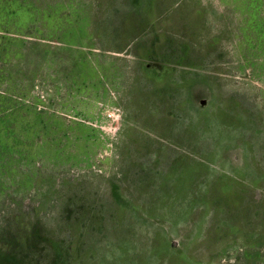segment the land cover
<instances>
[{
    "label": "rangeland",
    "instance_id": "obj_1",
    "mask_svg": "<svg viewBox=\"0 0 264 264\" xmlns=\"http://www.w3.org/2000/svg\"><path fill=\"white\" fill-rule=\"evenodd\" d=\"M0 264H264V0H0Z\"/></svg>",
    "mask_w": 264,
    "mask_h": 264
},
{
    "label": "flooded vegetation",
    "instance_id": "obj_2",
    "mask_svg": "<svg viewBox=\"0 0 264 264\" xmlns=\"http://www.w3.org/2000/svg\"><path fill=\"white\" fill-rule=\"evenodd\" d=\"M112 36H114V35H112ZM114 39V38H113ZM135 38H133V40L131 41V44L133 45V47H134V44L136 43V40H134ZM140 40H138V42H139ZM160 41V40H159ZM156 42V43H160V42ZM119 46V45H118ZM138 46H139V43L137 44V48H138ZM121 47V46H120ZM120 47H117V50L120 48ZM136 48V49H137ZM116 49V48H115ZM133 49V48H132ZM141 51H144V49L143 48H141ZM146 51H148L147 49L144 51V52H146ZM135 52V51H134ZM129 53H131V54H129ZM128 54L129 55H132V56H139V57H141V55H144L143 54V52H140V50L138 51V53L137 54H134L133 53V51L131 52V51H129L128 52ZM145 64H146V67H148V66H153V65H155V64H157L155 61H152V60H150V59H147V61L145 62ZM167 66V65H166ZM162 67H163V65H162ZM186 137H188V135L186 136ZM140 209L141 210V208L140 207H138V206H134V209ZM138 211V210H137ZM136 212V211H135ZM139 212V211H138ZM156 221V220H155ZM164 222H166L167 224H168V222L165 220ZM169 231V230H168ZM181 236V235H180ZM183 237V236H182ZM169 238V237H168ZM171 238H172V235H170V238H169V243H170V245L171 246H173V247H176L175 246V244H173L174 243V241L172 242L171 241Z\"/></svg>",
    "mask_w": 264,
    "mask_h": 264
},
{
    "label": "trees",
    "instance_id": "obj_3",
    "mask_svg": "<svg viewBox=\"0 0 264 264\" xmlns=\"http://www.w3.org/2000/svg\"><path fill=\"white\" fill-rule=\"evenodd\" d=\"M142 56V55H141ZM167 68H168V66H167ZM117 196V198H118V194H116ZM21 233L22 232H19V231H15L14 232V237H12V238H15V240L18 242V240H22V239H26V238H29L27 235H29V234H26V233H23V234H25V235H23V236H21ZM43 235V234H42ZM36 235H34V236H31V237H35ZM44 237V236H43ZM19 246H20V244H18ZM27 255V254H26Z\"/></svg>",
    "mask_w": 264,
    "mask_h": 264
},
{
    "label": "built area",
    "instance_id": "obj_4",
    "mask_svg": "<svg viewBox=\"0 0 264 264\" xmlns=\"http://www.w3.org/2000/svg\"><path fill=\"white\" fill-rule=\"evenodd\" d=\"M109 115V114H108Z\"/></svg>",
    "mask_w": 264,
    "mask_h": 264
}]
</instances>
